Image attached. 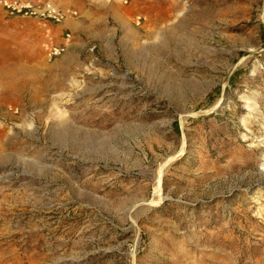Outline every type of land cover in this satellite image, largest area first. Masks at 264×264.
Returning a JSON list of instances; mask_svg holds the SVG:
<instances>
[{
	"label": "rangeland",
	"instance_id": "1",
	"mask_svg": "<svg viewBox=\"0 0 264 264\" xmlns=\"http://www.w3.org/2000/svg\"><path fill=\"white\" fill-rule=\"evenodd\" d=\"M65 2L0 6V264H264V0Z\"/></svg>",
	"mask_w": 264,
	"mask_h": 264
},
{
	"label": "built area",
	"instance_id": "2",
	"mask_svg": "<svg viewBox=\"0 0 264 264\" xmlns=\"http://www.w3.org/2000/svg\"><path fill=\"white\" fill-rule=\"evenodd\" d=\"M128 2V0H122ZM2 6L11 15L34 16L40 19H46L55 23H62L70 15H76L77 11H66L54 0H0ZM67 39L70 38V33H67ZM68 44L62 41L52 46L50 56H58L62 54Z\"/></svg>",
	"mask_w": 264,
	"mask_h": 264
},
{
	"label": "bare ground",
	"instance_id": "3",
	"mask_svg": "<svg viewBox=\"0 0 264 264\" xmlns=\"http://www.w3.org/2000/svg\"><path fill=\"white\" fill-rule=\"evenodd\" d=\"M78 84V83H77ZM77 92V91H76ZM73 94H74V92H73ZM71 96V95H70ZM247 108H248V110H249V112H252L253 113V111H255L256 112V110H257V108H258V106H257V104H256V102H254V101H252V100H247ZM254 112V113H255ZM258 112H260V111H258ZM58 113V112H57ZM250 114V113H249ZM258 114V113H257ZM60 115V114H59ZM254 115V114H253ZM260 116V115H259ZM245 117V116H244ZM248 118V117H247ZM247 118H244V120H243V124H244V129L246 130V133H245V135H244V141H246V142H249L248 144L250 145V146H255L256 144H255V140H253V137H255V136H253L254 135V131H253V133L249 130V127H248V123H247ZM62 121V120H61ZM249 126H250V124H249ZM58 127H59V125H58ZM263 133V132H262ZM262 135H264V134H262ZM256 138V140H258V141H260L261 143H263L264 142V137H259V136H257V137H255ZM3 165V164H2ZM262 170L264 171V162L262 163ZM1 168V167H0ZM9 174V173H8ZM1 184V183H0ZM3 187V186H2ZM161 188V186L159 185V189ZM30 198H31V196H30ZM42 206V205H41Z\"/></svg>",
	"mask_w": 264,
	"mask_h": 264
},
{
	"label": "crops",
	"instance_id": "4",
	"mask_svg": "<svg viewBox=\"0 0 264 264\" xmlns=\"http://www.w3.org/2000/svg\"><path fill=\"white\" fill-rule=\"evenodd\" d=\"M57 4H59L63 9L67 11H72V7H68V2H65V0H54Z\"/></svg>",
	"mask_w": 264,
	"mask_h": 264
}]
</instances>
